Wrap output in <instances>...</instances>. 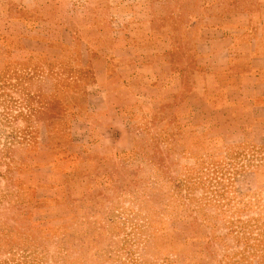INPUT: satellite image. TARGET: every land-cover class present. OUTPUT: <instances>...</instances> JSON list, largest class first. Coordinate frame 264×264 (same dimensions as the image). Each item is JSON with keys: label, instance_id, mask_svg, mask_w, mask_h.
I'll return each mask as SVG.
<instances>
[{"label": "rangeland", "instance_id": "rangeland-1", "mask_svg": "<svg viewBox=\"0 0 264 264\" xmlns=\"http://www.w3.org/2000/svg\"><path fill=\"white\" fill-rule=\"evenodd\" d=\"M245 15L263 46L264 0H0V264H264V88L196 51Z\"/></svg>", "mask_w": 264, "mask_h": 264}, {"label": "crops", "instance_id": "crops-1", "mask_svg": "<svg viewBox=\"0 0 264 264\" xmlns=\"http://www.w3.org/2000/svg\"><path fill=\"white\" fill-rule=\"evenodd\" d=\"M245 17L247 20L244 24H236L240 25V29H229L230 26H227L228 22L225 20L204 28L203 35L196 44L197 53L213 66L214 72L228 73V77L236 80V90L239 94L264 88V82L256 76V71L264 69V44H259L262 29L254 30V36L240 41V38L245 36V27L248 25V16ZM258 26L260 27V24ZM237 62L243 63L244 67L240 71L235 68Z\"/></svg>", "mask_w": 264, "mask_h": 264}]
</instances>
